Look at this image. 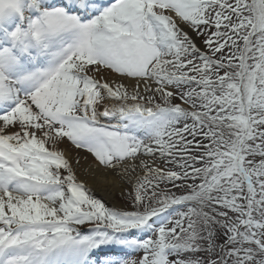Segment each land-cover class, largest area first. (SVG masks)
Wrapping results in <instances>:
<instances>
[{
	"label": "snow or ice",
	"instance_id": "obj_1",
	"mask_svg": "<svg viewBox=\"0 0 264 264\" xmlns=\"http://www.w3.org/2000/svg\"><path fill=\"white\" fill-rule=\"evenodd\" d=\"M0 264H264V0H0Z\"/></svg>",
	"mask_w": 264,
	"mask_h": 264
},
{
	"label": "bare ground",
	"instance_id": "obj_2",
	"mask_svg": "<svg viewBox=\"0 0 264 264\" xmlns=\"http://www.w3.org/2000/svg\"><path fill=\"white\" fill-rule=\"evenodd\" d=\"M67 147V145H63V148ZM75 153L73 151H69L68 155L71 157L72 155H74ZM79 176L81 181L85 182L87 186H89V188H92L96 193H98L99 195H102L105 199L107 200H111L113 201V189L110 186V183L108 182H112L114 180L115 184L120 185L119 181L116 177L115 174H113L114 179L111 178V173L109 174H105L103 171H98L95 175H88L85 174V172L83 170L79 171ZM118 177V176H117ZM109 179V180H108ZM107 183V184H106ZM120 187V186H119Z\"/></svg>",
	"mask_w": 264,
	"mask_h": 264
},
{
	"label": "rangeland",
	"instance_id": "obj_3",
	"mask_svg": "<svg viewBox=\"0 0 264 264\" xmlns=\"http://www.w3.org/2000/svg\"><path fill=\"white\" fill-rule=\"evenodd\" d=\"M109 175H110V174H109ZM111 178L114 179L113 174H111V177H110L109 179H111ZM115 178L118 179L120 185L115 184L114 180H113L112 182H111V181L108 182V183H110V186H111L112 188H114V189H113V195H114V197H113V201H112V199H111V200H107V199H105L102 195H98L96 192H95V193H96V194H95V193H94V190H93L92 188H89V186H87V187L93 191V195H94L96 198L101 199V200L104 201L108 206H117V207H125V208H126V207H130V202H129V200H128V199H125V197H123V196L121 195V192H122V191H126V190H128L130 186H129L128 184H126V183H122L119 177L116 176ZM109 179H108V180H109ZM106 184H107V183H106ZM119 186H120V187H119Z\"/></svg>",
	"mask_w": 264,
	"mask_h": 264
}]
</instances>
